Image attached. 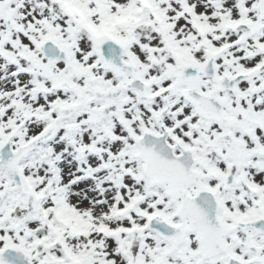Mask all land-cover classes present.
<instances>
[{"label": "snow or ice", "instance_id": "snow-or-ice-1", "mask_svg": "<svg viewBox=\"0 0 264 264\" xmlns=\"http://www.w3.org/2000/svg\"><path fill=\"white\" fill-rule=\"evenodd\" d=\"M0 264H264V0H0Z\"/></svg>", "mask_w": 264, "mask_h": 264}]
</instances>
